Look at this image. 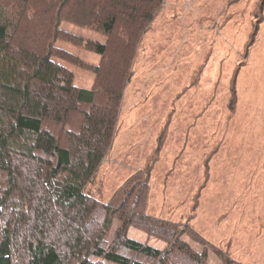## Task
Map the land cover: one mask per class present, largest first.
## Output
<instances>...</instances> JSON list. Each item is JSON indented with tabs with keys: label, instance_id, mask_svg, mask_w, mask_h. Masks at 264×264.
<instances>
[{
	"label": "rangeland",
	"instance_id": "rangeland-1",
	"mask_svg": "<svg viewBox=\"0 0 264 264\" xmlns=\"http://www.w3.org/2000/svg\"><path fill=\"white\" fill-rule=\"evenodd\" d=\"M60 29L71 39L56 41L63 62L75 84L91 87L100 57L85 45L105 36L69 22ZM143 180L144 213L158 227L179 230L193 250H206L207 263L222 264L220 251L243 264H264V0L162 1L123 89L111 145L87 189L112 209L114 199ZM6 189L0 173V197ZM18 209H2L0 231L16 221ZM119 224L114 218L107 244ZM126 235L166 247L138 226Z\"/></svg>",
	"mask_w": 264,
	"mask_h": 264
},
{
	"label": "trees",
	"instance_id": "trees-1",
	"mask_svg": "<svg viewBox=\"0 0 264 264\" xmlns=\"http://www.w3.org/2000/svg\"><path fill=\"white\" fill-rule=\"evenodd\" d=\"M163 0H0V173L2 209H18L0 231V264H209L172 226L144 213L147 185L115 206L99 203L88 185L111 145L124 87L138 49ZM101 31L87 40L100 59L91 87L75 84L56 41L70 37L60 24ZM116 200V201H115ZM120 224L113 243L107 235ZM141 221V223H139ZM138 226L165 248L126 235ZM222 264H243L217 251ZM18 261V262H17Z\"/></svg>",
	"mask_w": 264,
	"mask_h": 264
}]
</instances>
